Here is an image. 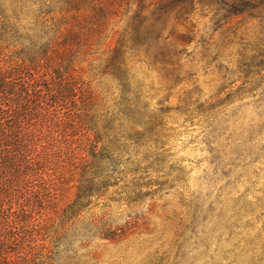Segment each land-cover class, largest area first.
<instances>
[{"label":"rangeland","instance_id":"rangeland-1","mask_svg":"<svg viewBox=\"0 0 264 264\" xmlns=\"http://www.w3.org/2000/svg\"><path fill=\"white\" fill-rule=\"evenodd\" d=\"M118 2L96 64L101 71L115 55L125 61L130 100L140 94L144 119L165 123L163 148L146 153L160 162L141 169L140 202L117 195L97 209L113 228L130 227L126 235L96 238L99 259L75 264H264L232 253L239 239L256 238L264 226V78L249 77L252 70L264 75L256 66L264 63V0ZM95 71L87 74L92 87L115 107L118 78L93 79ZM186 225L192 238L184 258L160 262Z\"/></svg>","mask_w":264,"mask_h":264},{"label":"trees","instance_id":"trees-1","mask_svg":"<svg viewBox=\"0 0 264 264\" xmlns=\"http://www.w3.org/2000/svg\"><path fill=\"white\" fill-rule=\"evenodd\" d=\"M118 1L0 0V264L99 259L96 238L117 241L130 229L113 228L97 209L117 195L140 202L138 176L160 162L146 153L163 148L165 123L144 119L140 94L130 100L119 55L101 71L96 64V46ZM89 71L93 79L118 78L115 107L92 87ZM249 77L264 75L252 70ZM126 174L134 176L131 193ZM239 218L232 223L238 229ZM198 221L195 213L193 236ZM188 227L160 262L184 258ZM263 235L264 226L256 238L243 236L232 253L263 261L264 253H256Z\"/></svg>","mask_w":264,"mask_h":264}]
</instances>
